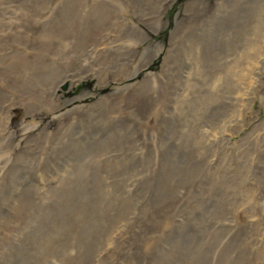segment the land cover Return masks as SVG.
<instances>
[{"label":"rangeland","instance_id":"1","mask_svg":"<svg viewBox=\"0 0 264 264\" xmlns=\"http://www.w3.org/2000/svg\"><path fill=\"white\" fill-rule=\"evenodd\" d=\"M0 155V264H264V0H0Z\"/></svg>","mask_w":264,"mask_h":264},{"label":"bare ground","instance_id":"2","mask_svg":"<svg viewBox=\"0 0 264 264\" xmlns=\"http://www.w3.org/2000/svg\"><path fill=\"white\" fill-rule=\"evenodd\" d=\"M258 25V24H257ZM261 25V24H260ZM255 28L257 29L258 27H256L255 26ZM253 33V32H252ZM255 33V36L257 37V32H254ZM262 35V34H261ZM254 36V37H255ZM256 41H257V39H256ZM253 42V41H252ZM258 42V41H257ZM252 47H251V49H252V51L253 52H255L256 53V50H257V45L253 42L252 44ZM99 46H101V47H99L98 48V50H97V52L98 53H101V52H103V51H108V50H110L112 47H111V44L110 43H105V42H101V43H99ZM114 47H116V48H118L119 46H114ZM249 49V48H248ZM242 50V49H241ZM259 50H260V48H259ZM244 51V50H243ZM246 51V50H245ZM252 53V52H251ZM261 53V52H260ZM245 54H246V52H245ZM240 55H243V53H240ZM260 55V54H259ZM243 57V56H242ZM251 57H252V55H251ZM256 57V56H255ZM248 58V57H247ZM254 57H252V59H253ZM249 59V58H248ZM250 61H251V59H250ZM249 62V61H248ZM250 63V62H249ZM251 64H253V65H257V64H259V60H257V59H255V60H253V61H251ZM82 66H84V64L82 65ZM125 79H127V77L125 78ZM66 81H68V80H66ZM130 81H132V80H130ZM62 82H65V81H62ZM74 82H76V81H74ZM74 82H72V83H70V84H74ZM249 82V81H248ZM247 84V83H246ZM224 85V84H223ZM249 87V86H248ZM55 98V97H54ZM69 105H71V103H66V104H63V103H61V102H56L55 103V107H51V108H49V109H47L46 111H48V113L46 112V114L48 115L49 113H51L52 112V115H50V116H48L47 117V120H46V118L45 119H41L40 121H38V122H36L35 124H33V127H36V126H40V125H42L45 121L47 122V123H49V122H52V120H53V118H54V116L56 115L57 116V114L61 111V107L62 106H64V108H67ZM10 106V105H9ZM49 106V105H48ZM12 107V106H11ZM20 111V110H19ZM15 113H16V111H15ZM42 112H40L39 114H41ZM19 114H20V112H19ZM45 114V115H46ZM42 116V115H41ZM43 117V116H42ZM45 117V116H44ZM18 118V117H17ZM16 116L15 117H13V115H11L10 116V118L9 119H11V120H9L10 122H12V124H15V125H13L14 127H15V130H14V132H13V134H12V136L13 137H17V134L19 135L18 137H21L22 135L23 136H25L26 135V128L25 129H22V127H18L17 125H16V123H17V121H16ZM38 118H39V116H38ZM41 118V117H40ZM45 126H46V124H44ZM225 127V126H224ZM28 128V127H27ZM33 129V128H32ZM38 129H40V128H38ZM4 130H6V128H4ZM30 131H31V129H30ZM37 133H38V131H37ZM36 133V134H37ZM38 135V134H37ZM33 136V135H32ZM30 137V136H29ZM26 140H27V138H26ZM30 140V139H29ZM25 141V140H24ZM23 142V141H22ZM28 142V141H27ZM22 144V143H21ZM24 144V143H23ZM27 144V143H26ZM7 158H5V156H2V155H0V173L2 172V168L3 167H5L6 166V162H5V160H6ZM8 160V159H7ZM43 176V175H42ZM48 190V189H47ZM52 191V190H51ZM254 206V205H253ZM263 259V258H262Z\"/></svg>","mask_w":264,"mask_h":264}]
</instances>
